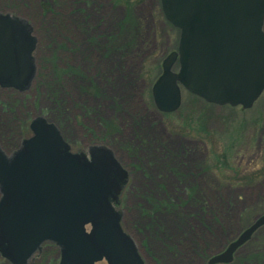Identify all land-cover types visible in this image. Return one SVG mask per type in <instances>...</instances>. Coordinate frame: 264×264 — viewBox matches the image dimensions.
<instances>
[{
    "label": "rangeland",
    "instance_id": "obj_1",
    "mask_svg": "<svg viewBox=\"0 0 264 264\" xmlns=\"http://www.w3.org/2000/svg\"><path fill=\"white\" fill-rule=\"evenodd\" d=\"M158 1L126 7L121 0H0V10L27 20L38 41L29 87H0V145L6 153L16 149L31 134L32 118L43 116L72 152L109 147L126 172L115 208L143 264H207L264 212V176L239 181L264 160V91L248 109L201 108L203 101L192 102L182 88L181 106L159 111L151 85L162 59L176 50L178 31ZM60 68L85 84L65 74L50 96L46 74ZM88 85L98 91L81 89ZM193 108L204 110L206 137L187 124ZM105 133L110 145L101 141ZM232 141L238 143L229 150L234 170L222 179L212 166ZM258 253H264V225L228 264H257ZM58 257L59 248L44 241L27 263L56 264Z\"/></svg>",
    "mask_w": 264,
    "mask_h": 264
},
{
    "label": "water",
    "instance_id": "obj_2",
    "mask_svg": "<svg viewBox=\"0 0 264 264\" xmlns=\"http://www.w3.org/2000/svg\"><path fill=\"white\" fill-rule=\"evenodd\" d=\"M160 6L179 37L152 84L155 107L177 110L184 88L208 103L250 108L264 89V0H160ZM35 45L27 20L0 13V87H29ZM29 128L9 154L0 148V255L26 264L50 241L59 248L56 264H143L113 205L126 172L112 150L92 145L87 154L71 152L43 116ZM262 225L264 212L207 264L231 262Z\"/></svg>",
    "mask_w": 264,
    "mask_h": 264
},
{
    "label": "trees",
    "instance_id": "obj_3",
    "mask_svg": "<svg viewBox=\"0 0 264 264\" xmlns=\"http://www.w3.org/2000/svg\"><path fill=\"white\" fill-rule=\"evenodd\" d=\"M121 1H122L123 5H125L126 7H128V6L129 7H132L133 6V1H135V0H121ZM0 12L6 13L5 11H1V10H0ZM37 43H38V41L36 40L35 49L37 47ZM35 49H34V51H35ZM75 72H77V71H75ZM65 74L73 76V78L71 77L69 80H71V79H73V80L77 79V81H79L83 85L85 84L83 82V79L79 78V76L77 74H75L74 72H72V71H70L68 69H66V70H65V68L53 69V73L50 72V70H49L48 73L46 74L47 76H50V80L48 81L47 86H46L47 87V91H48V95L51 96L53 94H56V93H54V91H57L58 89L60 90L63 87V79H65L63 77L65 76ZM34 77H35V74H34ZM65 80H67V79H65ZM81 89H85L86 91L90 90V91H93V92L98 91L96 87H93L91 85H88L86 88H83L82 87ZM191 95L193 96L192 97L193 98V101L192 102H194V100L195 101L196 100L197 101L202 100L201 98H199V97H197V96H195L193 94H191ZM200 105H201V108H203L202 105L203 106H205V105H208L209 106L210 104L209 103H206L205 101H203V104H200ZM226 106H228V105H226ZM195 108H193L192 112L189 113L190 118L188 116L186 120L187 121L189 119L190 120H189V123H187V124L190 125V128L191 129L192 128L194 130L200 129V134H203V136L206 137V136H208V133L206 134V116H205L204 110L202 109V110L199 111L198 109H195ZM229 108H232V107L229 106ZM58 117H59L58 115L55 116V118H57V119H58ZM200 134H199V136H200ZM102 137H100V138H102L101 141L104 142V143H105L106 140L110 139L109 138L110 135L107 134V133H105ZM110 141L112 142L113 140L110 139ZM233 142H235V141H232V143H230V146H229L228 150L225 148L222 151V156L221 155H216L215 156V158H216L217 161L212 166L215 169L211 167L214 171H216V174L219 177H222V179H224V175H225L224 173H226V171H228V170L229 171H233L234 170L233 168L231 170V166H228L229 163H230V160H231V158H229V155H230L229 154L230 153L229 150L234 152V150L236 148L233 149V147L236 146V144H238V143H235L234 144ZM105 144L110 145L108 143H105ZM0 147L3 149V147L1 145H0ZM233 152L231 153V155L233 154ZM262 176H264V160H263V163H262V165L260 166V168L258 170L253 171L252 173H250L248 175L246 174L245 176H242V178L239 181H241V182H243V181H245V182L251 181L252 182V180H257L258 178H260ZM234 257H235V255H234ZM253 258H255L257 264H264V253H258L256 255H253ZM233 260H234V258H233ZM0 261H1L2 264H9L7 261L3 260L2 258L0 259Z\"/></svg>",
    "mask_w": 264,
    "mask_h": 264
},
{
    "label": "bare ground",
    "instance_id": "obj_4",
    "mask_svg": "<svg viewBox=\"0 0 264 264\" xmlns=\"http://www.w3.org/2000/svg\"><path fill=\"white\" fill-rule=\"evenodd\" d=\"M159 2V5H160V0L158 1ZM174 27V26H173ZM177 31L179 32V29H177ZM153 84V83H152ZM151 87H152V85H151Z\"/></svg>",
    "mask_w": 264,
    "mask_h": 264
},
{
    "label": "flooded vegetation",
    "instance_id": "obj_5",
    "mask_svg": "<svg viewBox=\"0 0 264 264\" xmlns=\"http://www.w3.org/2000/svg\"><path fill=\"white\" fill-rule=\"evenodd\" d=\"M264 22V21H263ZM264 24V23H263Z\"/></svg>",
    "mask_w": 264,
    "mask_h": 264
}]
</instances>
